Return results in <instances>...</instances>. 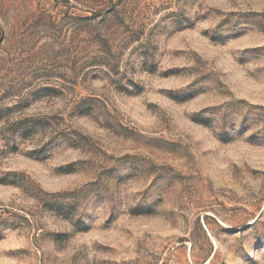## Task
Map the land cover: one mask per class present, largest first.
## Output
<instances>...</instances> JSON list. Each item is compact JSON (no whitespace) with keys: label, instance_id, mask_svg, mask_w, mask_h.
I'll return each mask as SVG.
<instances>
[{"label":"rangeland","instance_id":"1","mask_svg":"<svg viewBox=\"0 0 264 264\" xmlns=\"http://www.w3.org/2000/svg\"><path fill=\"white\" fill-rule=\"evenodd\" d=\"M0 264H264V0H0Z\"/></svg>","mask_w":264,"mask_h":264}]
</instances>
